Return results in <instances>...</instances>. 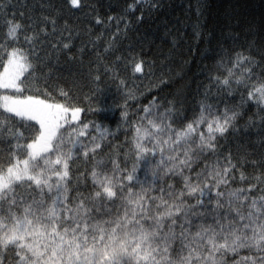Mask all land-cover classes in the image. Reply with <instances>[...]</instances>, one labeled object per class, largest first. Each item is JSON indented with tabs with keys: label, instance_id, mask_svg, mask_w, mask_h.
Returning a JSON list of instances; mask_svg holds the SVG:
<instances>
[{
	"label": "snow or ice",
	"instance_id": "6c2138e0",
	"mask_svg": "<svg viewBox=\"0 0 264 264\" xmlns=\"http://www.w3.org/2000/svg\"><path fill=\"white\" fill-rule=\"evenodd\" d=\"M25 7L0 0V264H264V47L210 46L178 108L124 45L158 0Z\"/></svg>",
	"mask_w": 264,
	"mask_h": 264
},
{
	"label": "trees",
	"instance_id": "16d2710c",
	"mask_svg": "<svg viewBox=\"0 0 264 264\" xmlns=\"http://www.w3.org/2000/svg\"><path fill=\"white\" fill-rule=\"evenodd\" d=\"M130 2L131 0H86L91 8L76 13L81 17L80 20L69 17V23L83 28L90 19L83 15L85 11L107 17L119 14ZM158 2L159 7L154 11L145 12L141 23H136L133 18V26L124 45L126 47L131 44L136 51L143 48L145 58L154 61L155 78L163 77L170 80L161 95L174 98L178 108L190 107L193 98H198V83L204 81V76L200 75V72L204 65L211 63L210 60L203 59L202 54L210 46L215 48L218 43H224L226 46L233 43L247 46L251 42L255 49L264 47V0H158ZM198 2L199 15L196 13ZM33 3L34 0H11L17 11H27L25 5L31 7ZM136 15H139V12ZM197 23L202 33L199 44L193 35V26ZM89 58L85 53V63ZM74 68L75 64L66 65L65 74ZM177 73H182V78L178 77ZM202 90L201 88L200 91ZM87 91L85 88L84 92ZM108 95V103L120 101L115 85H111V93ZM116 116L119 117V112H116ZM86 118L93 119L91 116ZM111 128L115 132L116 124L113 123ZM123 138L121 134L120 141ZM256 139L253 130L252 133L230 137L228 145L234 152L240 143L245 146L251 144L259 151L254 143Z\"/></svg>",
	"mask_w": 264,
	"mask_h": 264
}]
</instances>
